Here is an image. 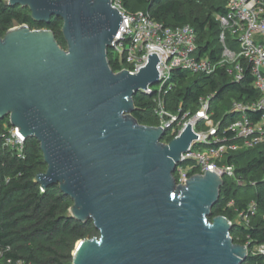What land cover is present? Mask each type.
Instances as JSON below:
<instances>
[{"label": "water", "instance_id": "obj_1", "mask_svg": "<svg viewBox=\"0 0 264 264\" xmlns=\"http://www.w3.org/2000/svg\"><path fill=\"white\" fill-rule=\"evenodd\" d=\"M37 23L63 21L67 48L49 29L16 26L0 35V121L35 138L47 170L43 191L71 198L70 216L99 237L77 243L72 264H242L245 245L223 215L210 220L223 178L211 171L186 185L174 177L197 139L188 125L164 143V129L141 125L135 97L157 84L160 61L136 75L116 73L108 50L124 27L110 0H9Z\"/></svg>", "mask_w": 264, "mask_h": 264}, {"label": "trees", "instance_id": "obj_2", "mask_svg": "<svg viewBox=\"0 0 264 264\" xmlns=\"http://www.w3.org/2000/svg\"><path fill=\"white\" fill-rule=\"evenodd\" d=\"M124 5L131 12L144 9L168 27L193 26L198 36L200 56L208 55L214 60L219 58L221 28L216 16L226 13L224 0H124ZM185 5H198L203 10L190 22L184 11ZM21 25L52 30L59 44L67 48L60 18L53 17L49 23H37L32 20L29 9L11 6L8 0H0V35L4 37L8 30ZM108 58L113 71L118 72L121 69L120 59L112 51H108ZM174 81L176 87L167 96L169 109L176 110L183 103L185 111L194 113L202 97L218 92L213 104L216 119L226 113L233 99L244 100L245 94L249 95L247 100L256 97L252 79L241 85L231 84L221 70L212 77L177 72ZM135 106L133 116L141 125H158L153 96L137 94ZM7 121H0L2 131ZM171 140L169 135L163 139L168 143ZM225 163L235 166L237 176L245 184L241 187L234 179L224 178L212 218L223 215L233 222L237 211H243L250 202L256 201L259 212L253 224L245 227L233 222L231 236L235 243L241 245L248 240L264 244V147L230 154ZM46 170L40 144L35 138L26 139L21 157L16 149L0 147V264H17L20 261L26 264H72L77 243L99 234L91 221L82 223L70 216L73 201L58 186L43 191L35 182V177ZM231 201L234 206L227 208ZM236 237H240L241 241ZM242 264H264V255L249 252Z\"/></svg>", "mask_w": 264, "mask_h": 264}, {"label": "built area", "instance_id": "obj_3", "mask_svg": "<svg viewBox=\"0 0 264 264\" xmlns=\"http://www.w3.org/2000/svg\"><path fill=\"white\" fill-rule=\"evenodd\" d=\"M110 1L124 24L119 39L114 38L108 50L120 59L121 69L116 73L128 71L136 75L140 68L147 66L151 54L157 55L160 89L157 91L149 86L138 94L154 97L156 127L165 130V137L178 138L188 125L197 136L177 165L176 183L186 185L192 176L211 171L223 180L231 178L238 186H244L235 166L225 163V159L230 154L264 147V0H224L227 11L216 16L221 28V51L215 60L208 55L200 56L193 26L168 27L149 12H131L122 0ZM220 70L231 84L241 85L252 79L256 97L247 100L249 95L245 94L244 100L233 99L231 107L218 120L213 106L218 92L202 97L194 113L185 111L183 103L176 110L168 108L167 96L176 87L174 76L177 72L212 77ZM7 120L0 132V147L16 149L21 157L26 138L20 137L19 128ZM233 206L231 201L227 208ZM258 212V203L252 201L246 209L237 211L236 217L241 225L250 227ZM230 223L233 225L232 221ZM245 246L253 255H264V244L248 240Z\"/></svg>", "mask_w": 264, "mask_h": 264}, {"label": "rangeland", "instance_id": "obj_4", "mask_svg": "<svg viewBox=\"0 0 264 264\" xmlns=\"http://www.w3.org/2000/svg\"><path fill=\"white\" fill-rule=\"evenodd\" d=\"M122 1L124 3V0H122ZM8 2H9V0H8ZM201 10H203V8L199 7L198 5H195V6H187V5H185V7H184V11H185V13H186V15H187V17H188V19H189L190 22L194 21L195 17H197L198 15L201 14L200 13ZM140 11H144V9H141ZM151 87H152V89L157 90V91L160 89V85L159 84H154ZM218 119H220V118H218ZM0 132H2L1 129H0ZM164 143H168V142H164ZM212 219L213 218L211 217L210 220H212ZM233 222H234V224H238V225L240 224L238 217H235V219H234ZM98 235L99 234L97 233V236L95 238L99 237ZM236 239L239 242L241 241L240 237H236Z\"/></svg>", "mask_w": 264, "mask_h": 264}]
</instances>
